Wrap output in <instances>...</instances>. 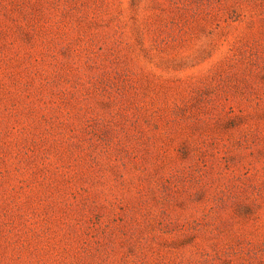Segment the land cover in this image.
Masks as SVG:
<instances>
[{
  "label": "rangeland",
  "instance_id": "obj_1",
  "mask_svg": "<svg viewBox=\"0 0 264 264\" xmlns=\"http://www.w3.org/2000/svg\"><path fill=\"white\" fill-rule=\"evenodd\" d=\"M0 264H264V0H0Z\"/></svg>",
  "mask_w": 264,
  "mask_h": 264
}]
</instances>
